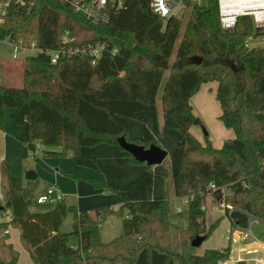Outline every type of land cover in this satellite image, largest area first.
Returning <instances> with one entry per match:
<instances>
[{"label": "trees", "instance_id": "obj_1", "mask_svg": "<svg viewBox=\"0 0 264 264\" xmlns=\"http://www.w3.org/2000/svg\"><path fill=\"white\" fill-rule=\"evenodd\" d=\"M33 1L30 9L5 16L0 39L35 41L52 49L61 45L67 30L74 37L69 44L73 47L102 42L106 48L95 63L85 53L61 57L56 63L44 52L25 57L21 85L0 82V128L6 109H12L11 121L21 127L19 140L32 154L70 151L76 165L98 171L96 158L81 155V147L107 143L123 150L117 142L120 136L144 147L156 144L146 128L140 137L130 138L127 119L148 111L157 130L156 101L162 86L163 126L177 139L169 155V185L174 197L189 199L176 213L167 195L150 199L152 166L127 153L131 163L144 164L146 171L125 188L113 187L100 176L65 172L75 181L112 191L117 208L102 206L91 214L61 200L47 211H32L33 185L25 186L1 161L0 210H8L10 219L0 222V230L9 224L19 230L32 264H175L176 260L219 264L229 255V245L201 252L191 245L196 236L205 240L219 223L206 221L202 205L209 195L232 205V210L224 209L231 228L246 227L251 218L264 223V46H245L249 36L264 31L249 16H239L232 29H222L217 0H206L204 5L185 1L184 25V15L162 18L153 13L150 0H124L120 8L111 6L109 20L99 24L74 11L69 0ZM113 47L117 51L111 54ZM210 81L217 82L218 119L234 132L220 147L207 136L201 143L190 131L191 126L202 125L192 112L190 97ZM221 188L228 192L221 196ZM68 212L74 216L72 230L61 232ZM109 213L123 216V232L103 242L101 218ZM173 215L184 222L178 228L176 249ZM69 234L77 236L76 246L68 244ZM13 254L8 261L0 258V264H16Z\"/></svg>", "mask_w": 264, "mask_h": 264}, {"label": "rangeland", "instance_id": "obj_2", "mask_svg": "<svg viewBox=\"0 0 264 264\" xmlns=\"http://www.w3.org/2000/svg\"><path fill=\"white\" fill-rule=\"evenodd\" d=\"M197 3L199 5H204L206 3V0H197ZM187 15L188 13L186 11L183 16V23H182L183 25L187 19ZM252 46H264V34L257 36L253 40ZM12 51H13V48L9 43L7 42L0 43V62L2 65L0 68V82L6 85L20 86L21 81H22L23 59L20 57L19 60H10ZM161 89H162V86L159 89V93L157 95V103L159 105V108H160ZM206 93L208 97L206 101L207 103L206 108L201 111V115L196 114L201 119L202 125L201 126L193 125V128H194L193 131L197 133L198 135H200L201 138H203L202 136H204L205 134H209L211 138H214V137L216 138L219 134V131L216 126V121L218 122V119L215 114V103L217 104V99L215 98L214 92L207 91ZM195 107L198 111V106L196 105ZM199 107L201 108L202 105ZM10 113H12V109H6L3 125H4V130L6 133V138L8 139V144H6L5 142L3 143L0 140V157H1V152H5L4 154H5V157L7 158L5 162L8 164L11 163L12 172L23 173V175H25V173L28 170H33L34 172H36V169H38L40 171L41 175H39L36 178V181H35L36 183L33 184V187H34L33 194L39 191L44 192L48 187H57L58 189H60V191L64 195H66L65 197L66 204L74 205V206L77 205V200L79 199V197H83L81 194V191H78L75 187L74 189L68 187V192H63V189H62V186L63 187L69 186L72 183L74 184L75 181L71 177L65 174L66 172L64 171L65 168L61 167L60 164H51L50 162L46 161V159L49 158L50 160H59L60 162H64V163L69 162L73 166H76V164L73 162L71 158L70 151L64 154H61V155H48V156H42L40 150L37 151L38 156H33L32 154H29L27 149L24 147L23 143L18 139L20 135L19 132H20L21 127L19 125L12 123L10 119ZM166 132L167 134H169L168 136H170V138H172V140L175 141L176 146H177V139L175 138V136L171 132H168V131ZM1 134H2V130H0V137L3 136ZM176 146L173 148L171 144H167L166 146L167 148L162 147L167 152V156L165 160L161 163L162 167L164 166V164L168 162L169 155L173 152ZM83 148H89V146H85ZM101 163H102V158H101ZM97 166H98V171H95L88 167H83V166L78 165V167L80 168L89 170L90 172L93 173V175L96 174L97 176H100L103 178L104 174L101 172L102 170L100 169L98 163H97ZM54 172H58L59 177L62 178L61 180H63V182L58 180L61 182L60 183L55 179ZM70 172H73V171H70ZM0 178H1V174H0ZM64 181L68 182V184L64 183ZM83 182H84L83 184H87L85 183V181ZM163 189L165 190L164 195H167L168 197H170L172 205L177 206V205L183 204L184 201L182 198H177V197L172 196V191H171L169 182H167V184L165 183V188ZM102 192H104L105 196H108L112 200L110 202H105V204L101 206L109 205L110 207L113 208L114 204L110 205V203L116 202L114 193L112 191H102ZM227 192H228V189L224 188L222 191H220V195L222 196L223 194H226ZM0 193H2L3 195V198L0 199V205H3L4 190H3V185H1V183H0ZM209 197L212 200L213 197L211 195H209ZM210 199H208L207 203L203 204L204 206L203 209L205 210L206 217L208 218V220L206 221L207 223H210L213 220H219V223L216 226V228L212 231V233L201 243V245L196 247L197 252H201L204 249H223L230 244L229 240L226 237L227 230L229 229V220L224 215V209L221 206V204L218 202V196H216L215 199L212 200L213 203L215 204H211L212 202ZM54 204L55 203H49V202H46L43 204H37L33 198L32 203H31V208L32 210H38L40 212H43V211H47L51 209V207ZM209 210H210V215H209ZM5 211L6 210H3L1 212L0 210V219L5 218V214H3L5 213ZM172 211L173 213H176L173 207H172ZM172 217L173 218L171 221V225H172L171 226V237H172V243L174 245V248L176 249L177 240H178V228L184 226V222L176 219L174 215ZM173 219H174V222H176L177 224L176 223L173 224ZM73 222H74L73 213L68 212L61 223L60 231L61 232H71ZM9 225L13 226L12 224H9ZM251 229L254 234L259 236V238L262 239V241H264V224L260 222H254L251 224ZM122 232H123V216L117 213H109L101 218L100 238L103 242L110 241L111 239L120 235ZM1 233L2 232L0 230V258H2L5 261H8L11 258V256L14 255L13 253H16L17 258H18L16 264H32L31 257L24 243L21 240L19 231L17 229H14L10 235L11 237L10 241L12 243V247L14 250L12 249L11 245L5 242L6 236L1 235ZM67 242L71 246H76L78 243V238L74 234H69L67 237ZM232 245L234 246V244ZM257 256L264 257V247L262 251L255 252V253L248 255V257H251V259ZM175 264H179L177 260L175 261ZM246 264H256V263L253 260H250Z\"/></svg>", "mask_w": 264, "mask_h": 264}, {"label": "built area", "instance_id": "obj_3", "mask_svg": "<svg viewBox=\"0 0 264 264\" xmlns=\"http://www.w3.org/2000/svg\"><path fill=\"white\" fill-rule=\"evenodd\" d=\"M185 1L197 2V0H150V8L153 13L162 18H168L170 16L180 17L186 11ZM69 3L74 11L82 14L86 20L93 24H99L109 20V9L111 6L120 8L124 0H69ZM217 4L218 20L222 29H232L239 16L251 17L254 26L258 30L262 31L264 29V0H217ZM33 5V0H0V22L4 20L9 12H17L25 8L30 9ZM255 38L254 36H249L245 41V46H252ZM72 41H74V37L70 36L67 30L62 33L61 45L52 49H43L37 46L35 41H30V43L25 44L20 39H15V41L8 37L0 39V43L7 42L13 48L10 60H19L20 57L24 59L32 54L44 52L48 55L51 63H56L61 57L76 53H85L91 57L92 63H95L106 48V45L102 42H96L94 44L87 43L81 47H73L69 45ZM116 51L115 47L110 50L111 54H114ZM39 148V143H36V149L38 150ZM210 188L216 189L213 184H210ZM2 198L3 195L0 193V199ZM63 198L64 194L57 187H48L44 192L36 195L34 200L37 204H43L46 202L56 203L63 200ZM182 199L184 201L183 203H185L189 198L183 197ZM220 204L223 209L232 210L233 208L232 205L223 201ZM181 207L182 205L174 206L175 212H180ZM202 208H204L203 205ZM254 222H258V220L251 218L246 227H229L226 237L230 242V253L219 264H237L239 261L247 263L250 260H253L256 264H264L258 258L251 259V257H248L249 254L255 253L264 247V242L257 248L246 247L247 244L259 242L258 236L251 229V224ZM234 250L237 252L236 256L232 255Z\"/></svg>", "mask_w": 264, "mask_h": 264}, {"label": "crops", "instance_id": "obj_4", "mask_svg": "<svg viewBox=\"0 0 264 264\" xmlns=\"http://www.w3.org/2000/svg\"><path fill=\"white\" fill-rule=\"evenodd\" d=\"M214 82H216V81H210V82L202 83L200 85L199 89L197 90V92L190 97L189 101H190V104L192 107V112L195 115L196 114L201 115V111L206 108V104H207L206 101L208 98L206 92L207 91H211L214 93L216 92L217 82L216 83H214ZM156 105H157V112H158V129L155 130V128H154L152 118H151V114L148 111H141V112L135 113L134 115H132L131 117L128 118V124H129L128 136L130 138L140 137L142 135L143 130L146 128L153 134L155 141H156V144L158 146H160L161 148L162 147L167 148L166 147L167 144H171V146L174 148L176 146V143L174 140H172V138H170V136H168L169 134H167V132H166L168 130L166 128H164V126H163L161 103H160V108H159L157 101H156ZM196 105L198 106V111L195 107ZM201 105H202V107L200 108L199 106H201ZM220 112H221L220 105H219V102L217 101V104L215 103V114H216L217 119H218V116L220 115ZM216 126H217V129L219 131V134L216 138L215 137L211 138V136L209 134H205L204 136H202L203 138H201L200 135H198L197 133H195L193 131V129H194L193 126H191L190 131L201 143H204L205 137L207 136L208 139L211 141L213 146L220 147L226 139L232 138L234 136V132L232 129L226 128L219 119H218V122L216 121ZM0 130H2L1 135H3V136H1L2 138L0 137V140L3 143L5 142L6 144H8V139L6 138L4 125L2 128H0ZM20 133H21V129H20L19 134ZM18 139H19V137H18ZM24 147H25V145H24ZM83 147H85V146H83ZM83 147H81L79 149L80 154L83 156H93V157L95 156V158H97L96 159L97 163H98L100 169L102 170L101 172L104 174V177H103L104 180L108 184H110L116 188H120V189L125 188L128 184H130L131 182L136 180L138 177H140L146 171L145 165L131 163L129 161L127 152L119 149L116 145H111V144H107V143H99V144H96L93 146H89V148H83ZM3 149H4V147H3ZM27 151L29 154H32L28 149H27ZM4 153L5 152H1L0 161H6L7 158L5 157ZM32 155L38 156L37 153L32 154ZM41 158H43V157H41ZM101 158H102V163H101ZM46 161L50 162L51 164H60L61 167L65 168L64 171H66V172L67 171H69V172L73 171L74 173H77V174H80L83 176H97L96 174L93 175V173L90 172L89 170H85L83 168H80V167H78V165L73 166L69 162L64 163V162H60L59 160H50L49 158H47ZM161 163L152 166L153 183L148 188V191H147V195L150 199H155V198H159V197L164 196L165 190L163 188H165V183L167 184V182H169V180H170L169 160L166 164H164L163 167H162ZM8 165H9L10 173L14 176L20 177L23 180V184L25 186L35 184L36 178L39 175H41L40 171L38 169H36L35 179L27 180V179H25V175H23V173L12 172L11 163ZM54 177L57 181L60 180L63 182V180H61L62 178L59 177L58 172H54ZM60 181H58V182H60ZM0 183H1V185H3L2 178H0ZM64 183L68 184V182H66V181H64ZM83 183L84 182L82 180H79V181H75L74 184L72 183L71 185L66 186V187H63L61 185L63 192H68V187L73 188V189L75 187L78 191H81V194L83 197H79V199L77 200V205H75V207L77 206L76 208L78 210H86L92 214L93 210L95 208L102 207L101 205H104L105 202H110L112 200L108 196H105V193L102 192L101 190L93 188L87 182H85L87 184H83ZM58 190H60V189H58ZM42 192L43 191H39L37 193H34V196H36ZM172 196H173V194H172ZM65 197H66V195H64V198H63L64 202H65ZM112 204H114L113 208L118 207V204L116 202L110 203V205H112ZM172 207L174 209V205H172ZM30 209L32 210V208H30ZM2 211L3 210H1V212ZM32 211H38V210H32ZM3 214H5V218H1L0 222L9 220V211L7 210ZM209 215H210V210H209ZM207 220H208V218H207ZM258 222H260V221H258ZM260 223L264 224L263 222H260ZM229 227H230V223H229ZM14 229H17V228L14 226H10V225L1 229V232H2L1 235L6 236L5 242L7 244L11 245V247H12V243L10 241V238H11L10 235ZM59 230H60V228H59ZM258 239H259L258 243L247 244L246 247H254V248L259 247L264 241H262V239H260L259 236H258ZM12 249H13V247H12ZM262 250L263 249H260L257 252L262 251ZM232 255L233 256L237 255L236 250H234L232 252ZM254 258H258V260H260V262L264 263V257L263 256H257ZM16 263H17V261H16Z\"/></svg>", "mask_w": 264, "mask_h": 264}, {"label": "water", "instance_id": "obj_5", "mask_svg": "<svg viewBox=\"0 0 264 264\" xmlns=\"http://www.w3.org/2000/svg\"><path fill=\"white\" fill-rule=\"evenodd\" d=\"M117 142L119 147L131 154L137 161L144 162L149 166L160 164L167 156V152L154 143H151L148 147H144L143 145L127 141L123 136L118 137ZM35 177L36 174L33 170H28L25 173V179L27 180H33ZM203 240L204 236H196L192 239L191 245L198 247Z\"/></svg>", "mask_w": 264, "mask_h": 264}]
</instances>
